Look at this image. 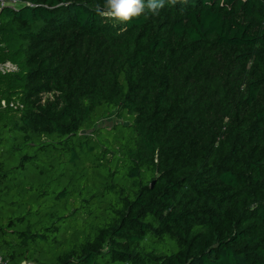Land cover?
Listing matches in <instances>:
<instances>
[{
	"label": "trees",
	"instance_id": "16d2710c",
	"mask_svg": "<svg viewBox=\"0 0 264 264\" xmlns=\"http://www.w3.org/2000/svg\"><path fill=\"white\" fill-rule=\"evenodd\" d=\"M104 3L0 10V63L17 68L0 73V249L264 264V0H165L129 22Z\"/></svg>",
	"mask_w": 264,
	"mask_h": 264
},
{
	"label": "clouds",
	"instance_id": "9594fccd",
	"mask_svg": "<svg viewBox=\"0 0 264 264\" xmlns=\"http://www.w3.org/2000/svg\"><path fill=\"white\" fill-rule=\"evenodd\" d=\"M175 4L176 0H169ZM165 6V0H105L103 6L97 4L95 12L104 18H111L120 22H129L135 17L158 15L160 9Z\"/></svg>",
	"mask_w": 264,
	"mask_h": 264
},
{
	"label": "rangeland",
	"instance_id": "374dc122",
	"mask_svg": "<svg viewBox=\"0 0 264 264\" xmlns=\"http://www.w3.org/2000/svg\"><path fill=\"white\" fill-rule=\"evenodd\" d=\"M120 120L117 119L115 116L109 117L106 120H103L100 122V126H104V127H110L115 123H119ZM3 202H7L6 198H2ZM13 213L10 212L9 207H5L4 204H0V227L4 226L6 224V220L10 218V216ZM13 229L18 230L19 227H16V225L13 226ZM5 241V240H4ZM8 242V241H5ZM7 245H5L6 247ZM17 250L16 244L11 245L10 249H7V251H5L4 249H0V255L4 258L6 264H17L18 259L15 258H11V252H15ZM9 253V254H8ZM24 264V263H22ZM27 264V263H26Z\"/></svg>",
	"mask_w": 264,
	"mask_h": 264
},
{
	"label": "built area",
	"instance_id": "2783aa9c",
	"mask_svg": "<svg viewBox=\"0 0 264 264\" xmlns=\"http://www.w3.org/2000/svg\"><path fill=\"white\" fill-rule=\"evenodd\" d=\"M5 5L15 6V5H17V0H0V10ZM16 69H17L16 66L10 62L0 63V73L15 72ZM1 105L3 106L4 103L1 102ZM0 264H6L4 258L1 255H0ZM24 264H26V263H24Z\"/></svg>",
	"mask_w": 264,
	"mask_h": 264
}]
</instances>
